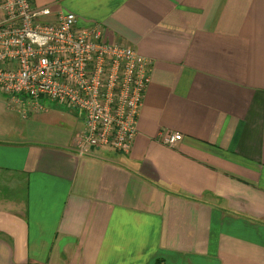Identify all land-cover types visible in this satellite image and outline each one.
<instances>
[{"label": "crops", "instance_id": "obj_1", "mask_svg": "<svg viewBox=\"0 0 264 264\" xmlns=\"http://www.w3.org/2000/svg\"><path fill=\"white\" fill-rule=\"evenodd\" d=\"M33 2L135 48L151 82L127 155L80 154L60 106L30 131L0 93V264H264V0Z\"/></svg>", "mask_w": 264, "mask_h": 264}, {"label": "built area", "instance_id": "obj_2", "mask_svg": "<svg viewBox=\"0 0 264 264\" xmlns=\"http://www.w3.org/2000/svg\"><path fill=\"white\" fill-rule=\"evenodd\" d=\"M33 0H0V93L45 111L49 99L82 122L76 149L130 154L151 82L152 62L135 48L106 39L99 25L77 27L74 14ZM27 116V112H23ZM180 134H167L173 147Z\"/></svg>", "mask_w": 264, "mask_h": 264}, {"label": "rangeland", "instance_id": "obj_3", "mask_svg": "<svg viewBox=\"0 0 264 264\" xmlns=\"http://www.w3.org/2000/svg\"><path fill=\"white\" fill-rule=\"evenodd\" d=\"M41 104L43 105V106H45V107H50L51 109L50 110H53L50 114L51 115H54V116H57V119L56 120H59L60 119V117L62 118L63 116H62V114L61 113H59V112H57V111H55V110H57V108H58V105L57 104H55L54 102H52L51 100H49V99H45V100H42L41 101ZM60 108V107H59ZM61 108H63V107H61ZM26 112H27V116H29L28 118L30 119L29 120V123H30V131H35V132H39V128H41V126H42V123L41 124H39V122H37V121H35L36 119H33V118H36L37 117V115H38V113H34V111H33V106L31 105V103L29 104H27V105H25L24 106V108H23ZM55 109V110H54ZM60 111H63V112H65L64 110H62V109H59ZM66 110V109H65ZM68 111V110H67ZM40 115H43L42 113H39ZM62 119H64V118H62ZM48 121V120H47ZM51 126H46L45 127V131H46V129H48V128H50ZM54 131V130H53ZM31 138H33L32 136H31Z\"/></svg>", "mask_w": 264, "mask_h": 264}, {"label": "trees", "instance_id": "obj_4", "mask_svg": "<svg viewBox=\"0 0 264 264\" xmlns=\"http://www.w3.org/2000/svg\"><path fill=\"white\" fill-rule=\"evenodd\" d=\"M157 264H160V261H158Z\"/></svg>", "mask_w": 264, "mask_h": 264}]
</instances>
